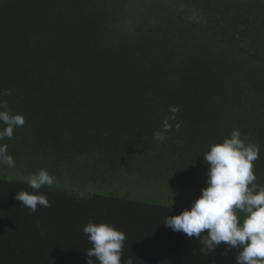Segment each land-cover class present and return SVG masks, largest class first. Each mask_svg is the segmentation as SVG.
<instances>
[{"label": "trees", "instance_id": "1", "mask_svg": "<svg viewBox=\"0 0 264 264\" xmlns=\"http://www.w3.org/2000/svg\"><path fill=\"white\" fill-rule=\"evenodd\" d=\"M173 1L0 0V101L25 117L0 141L16 161L0 167V264H87L89 220L126 233L122 260L185 264L201 243L165 218L201 196L203 154L233 129L260 146L264 185V0ZM39 169L55 183L32 213L16 195Z\"/></svg>", "mask_w": 264, "mask_h": 264}, {"label": "clouds", "instance_id": "2", "mask_svg": "<svg viewBox=\"0 0 264 264\" xmlns=\"http://www.w3.org/2000/svg\"><path fill=\"white\" fill-rule=\"evenodd\" d=\"M0 95H11L10 90H3ZM172 115L162 122V129L154 134L158 141L166 139V133L172 128L170 121L176 119L179 109L175 106L169 110ZM0 141L14 136V129L25 124L22 114H13L7 101H0ZM180 124H176L179 129ZM260 146L251 143L246 134L233 129L230 136L222 142L210 146L204 159L208 165L207 187L195 200L191 209L181 214L166 217L164 224L174 231L183 232L189 237L201 238L206 250H214L221 243L229 248H237V264H264V185L256 183L254 162L259 158ZM14 168L16 161L8 154V145L0 144V167ZM29 188L34 191L21 190L16 199L22 207L32 213L39 207H50L46 194L39 193L43 186H52L55 177L47 169H39L27 179ZM239 213H244L241 218ZM37 227H40L39 223ZM92 247L87 250V264H133L131 258L122 260L126 233L114 225L92 220L83 227ZM43 234V231L41 232Z\"/></svg>", "mask_w": 264, "mask_h": 264}, {"label": "rangeland", "instance_id": "3", "mask_svg": "<svg viewBox=\"0 0 264 264\" xmlns=\"http://www.w3.org/2000/svg\"><path fill=\"white\" fill-rule=\"evenodd\" d=\"M167 2L173 7L177 6L174 4L173 0H167ZM206 234L207 230L202 233L201 238H197L195 236L188 237V239L193 243H198L199 241V243H201L199 247H201L203 252L198 255V246H194L193 244L191 245L190 243L188 255L185 258L188 259V261H186L185 264H237L236 257L238 255V251L242 250V248H229L227 244L221 243L214 250H206V246L204 247L202 243V241L206 240V237L204 236ZM215 253H218L217 259L215 257Z\"/></svg>", "mask_w": 264, "mask_h": 264}]
</instances>
